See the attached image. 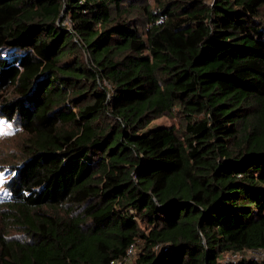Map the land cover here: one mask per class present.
Returning a JSON list of instances; mask_svg holds the SVG:
<instances>
[{
    "label": "trees",
    "instance_id": "trees-1",
    "mask_svg": "<svg viewBox=\"0 0 264 264\" xmlns=\"http://www.w3.org/2000/svg\"><path fill=\"white\" fill-rule=\"evenodd\" d=\"M137 1L0 0V118L28 135L0 264L123 263L131 245L129 264H220L264 246V0H155L146 38ZM175 110L184 130L150 126Z\"/></svg>",
    "mask_w": 264,
    "mask_h": 264
},
{
    "label": "rangeland",
    "instance_id": "rangeland-1",
    "mask_svg": "<svg viewBox=\"0 0 264 264\" xmlns=\"http://www.w3.org/2000/svg\"><path fill=\"white\" fill-rule=\"evenodd\" d=\"M133 4L134 5L131 6L132 12L130 17L135 20V24L137 23L136 25L139 27L141 36L146 38V31L150 26L147 20L146 8L158 10L157 4L155 0H139ZM262 11L261 19L264 20V8ZM63 25L66 26L69 31L72 30L70 18L66 17ZM80 56L84 59H89V54L86 51H81ZM105 83L111 89V93H113L114 91L111 84L107 81H105ZM185 122L186 120L183 114L175 110L172 115L168 114L153 120L150 126H174L180 130H184ZM27 139L28 135L21 127L0 118V202L5 201L10 196L6 183L13 175V166L18 165L24 159L23 148ZM66 212L67 208H63L60 211L62 216H65ZM1 224L2 222L0 220V226ZM13 234H17V232L13 231Z\"/></svg>",
    "mask_w": 264,
    "mask_h": 264
},
{
    "label": "built area",
    "instance_id": "built-area-1",
    "mask_svg": "<svg viewBox=\"0 0 264 264\" xmlns=\"http://www.w3.org/2000/svg\"><path fill=\"white\" fill-rule=\"evenodd\" d=\"M136 255L137 250L134 245H131L123 263L121 261H112L109 264L129 263L134 257H136ZM243 260L254 262L264 261V246H255L238 251H229L220 258V264H235Z\"/></svg>",
    "mask_w": 264,
    "mask_h": 264
}]
</instances>
